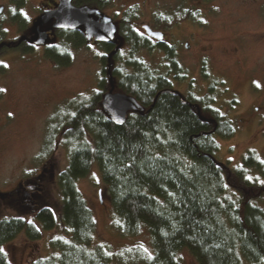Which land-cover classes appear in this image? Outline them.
I'll use <instances>...</instances> for the list:
<instances>
[{
	"label": "trees",
	"instance_id": "trees-1",
	"mask_svg": "<svg viewBox=\"0 0 264 264\" xmlns=\"http://www.w3.org/2000/svg\"><path fill=\"white\" fill-rule=\"evenodd\" d=\"M14 3L10 21L22 30L23 0ZM72 3L102 10L112 0ZM188 8L187 3L180 16L157 17L156 28L188 20L192 12ZM134 12H124L117 24V35L127 50L124 57L120 48L111 56L112 62L119 64L110 74L114 87L135 98L143 111L129 112L122 125H114L100 106L103 94L98 90L80 98L58 123L57 115L50 118L36 161L48 156L60 134L68 152L66 166L56 175L59 211L48 206L35 210L39 227L21 217L0 219V248L21 232L29 240H38L42 231L60 224L66 238L52 239L54 253L28 264H124L125 260L129 264H177L182 249L197 264H264V208L258 204L264 202V184L260 183L261 178L264 181V165L253 152L244 154L234 167L216 161V138L230 139L235 133L233 123L212 106V86L201 97L195 98L191 90L182 95L197 105L202 119L195 108L182 103L179 92L172 89V80L182 82L186 77L176 48L139 33L133 24ZM53 33L43 47V56L56 67L69 65L70 49L88 42L81 29ZM5 38L0 24V52L26 53L34 48L19 41L20 37ZM98 46L107 53L100 57L107 65L114 45ZM140 50L161 51L163 63L149 67L135 57ZM3 69L0 64V73ZM202 74L206 80L207 73ZM103 82L99 81V88H104ZM93 165L106 187L111 227L129 237L145 229L151 252L140 248L114 252L105 243H94L95 218L76 186ZM0 264H10L4 251L0 252Z\"/></svg>",
	"mask_w": 264,
	"mask_h": 264
},
{
	"label": "rangeland",
	"instance_id": "rangeland-1",
	"mask_svg": "<svg viewBox=\"0 0 264 264\" xmlns=\"http://www.w3.org/2000/svg\"><path fill=\"white\" fill-rule=\"evenodd\" d=\"M49 1L23 0L20 10L25 28L18 30L10 21L16 7L14 0H0V24L5 31V39L29 37L33 20ZM186 2L112 0L100 11L117 25L124 12L134 9V27L144 34L143 25L156 28L157 17L180 16L190 3ZM191 3V18L169 28H157L164 32V40L176 48L186 76L182 82L172 80V89L183 96L189 90L204 95L212 86L211 97L215 100L212 106L230 119L235 127L230 139L216 138L219 149L214 158L234 167L244 154L253 152L261 163L264 161V0ZM50 26L51 23H47L42 29H50L52 34ZM43 47L34 46L26 53L0 52V64L8 65L0 73V88L6 89L0 92V219L21 217L36 227L39 225L34 220L35 210L48 206L56 213L59 211L56 175L67 164L68 151L60 134L55 137L48 156L36 161L48 120L57 115L58 123L64 112H72L73 105L80 98L98 90L104 94L109 88L106 63L100 62V57L107 53L97 42L89 41L79 48L70 49L71 62L64 67H56L46 59ZM119 48L124 57L126 45L121 44ZM135 57L141 58L151 68L164 60L163 53L158 50H140ZM118 64V61H113L111 68ZM203 72L208 75L206 80ZM101 80L104 81L103 89L98 87ZM114 92L119 91L114 87ZM76 186L95 218L94 243H105L114 252L127 249L129 253L133 248L151 252L150 238L145 229L129 237L120 235L111 227V206L95 165L87 176L77 180ZM258 204L264 208V202ZM57 237L66 238L60 224L42 231L38 240H29L21 232L2 248L10 264H28L54 253L50 241ZM124 264L129 262L125 260ZM177 264L197 262L182 249L178 252Z\"/></svg>",
	"mask_w": 264,
	"mask_h": 264
},
{
	"label": "water",
	"instance_id": "water-1",
	"mask_svg": "<svg viewBox=\"0 0 264 264\" xmlns=\"http://www.w3.org/2000/svg\"><path fill=\"white\" fill-rule=\"evenodd\" d=\"M2 8L0 7V12ZM47 23H51L50 28L53 30H75L81 29L86 41L97 43L111 44L114 48L107 56L106 73L108 75L109 88L102 95L100 106L109 120L117 126L125 122L129 112L143 111V107L130 95L122 92H114L113 79L110 74L112 66L111 56L118 50L121 40L117 35L116 24L112 19L102 14L97 8L87 5H74L72 0H58L52 9L43 10L40 15L33 21L30 28V36H22L19 41H26L32 46H43L50 41V29H42ZM146 35L153 37L157 41L162 40V33L152 31L148 25H143ZM178 93V92H177ZM182 103L191 108H195L200 119L197 105L187 102L180 93H178Z\"/></svg>",
	"mask_w": 264,
	"mask_h": 264
},
{
	"label": "flooded vegetation",
	"instance_id": "flooded-vegetation-1",
	"mask_svg": "<svg viewBox=\"0 0 264 264\" xmlns=\"http://www.w3.org/2000/svg\"><path fill=\"white\" fill-rule=\"evenodd\" d=\"M57 1L58 0H50L48 3H46L45 4V6L44 7H42L41 8V11H40V13L43 11V10H45V9H52V8H54L55 6H56V4H57ZM75 5V4H74ZM188 5H189V8L188 9H190V11L191 10H193V6H192V3L190 2V3H188ZM80 6V5H79ZM98 9V8H97ZM99 10V9H98ZM100 11V10H99ZM101 12V11H100ZM40 14H38V16H39ZM37 16V17H38ZM36 19V18H35ZM34 19V20H35ZM33 20V21H34ZM113 21V20H112ZM114 22V21H113ZM115 23V22H114ZM116 24V23H115ZM116 27H117V25H116ZM150 28H151V30L152 31H159V32H161L163 35H162V40L161 41H159V42H163V41H165L164 40V38H165V34H164V32L162 31V30H160V29H157V28H154V27H152V26H149ZM142 28H143V26H142ZM144 30V29H143ZM117 31H118V27H117ZM53 34V33H52ZM52 34H51V32L49 31V36H50V38H51V36H52ZM143 35H145L147 38H149L150 40H152V41H157L156 39H154L153 37H151V36H148V35H146V33H145V31H144V34ZM22 37V36H21ZM191 93L194 95V97L195 98H197V97H201V96H204V95H197V91H191ZM207 94V93H206ZM185 99V98H184ZM187 101V100H186ZM188 102V101H187Z\"/></svg>",
	"mask_w": 264,
	"mask_h": 264
},
{
	"label": "snow or ice",
	"instance_id": "snow-or-ice-1",
	"mask_svg": "<svg viewBox=\"0 0 264 264\" xmlns=\"http://www.w3.org/2000/svg\"><path fill=\"white\" fill-rule=\"evenodd\" d=\"M25 18H27L26 17V14H25ZM4 67H8V65L5 64ZM256 86L257 87H260V84L259 83H256ZM4 91H6V89L0 88V92H4ZM9 115H12V113H9ZM261 163H264V161H261ZM245 179L251 180L252 178L251 177H245ZM260 183L261 184H264V181H260ZM29 223H31V221H29ZM3 251H4V249L3 248H0V252H3Z\"/></svg>",
	"mask_w": 264,
	"mask_h": 264
}]
</instances>
